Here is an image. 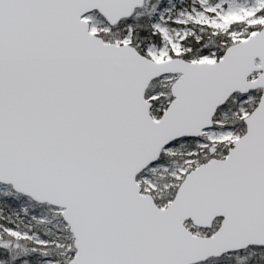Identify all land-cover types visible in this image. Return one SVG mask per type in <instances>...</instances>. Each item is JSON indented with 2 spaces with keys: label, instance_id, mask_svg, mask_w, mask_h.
I'll use <instances>...</instances> for the list:
<instances>
[{
  "label": "snow or ice",
  "instance_id": "obj_1",
  "mask_svg": "<svg viewBox=\"0 0 264 264\" xmlns=\"http://www.w3.org/2000/svg\"><path fill=\"white\" fill-rule=\"evenodd\" d=\"M0 264H264V0H0Z\"/></svg>",
  "mask_w": 264,
  "mask_h": 264
}]
</instances>
